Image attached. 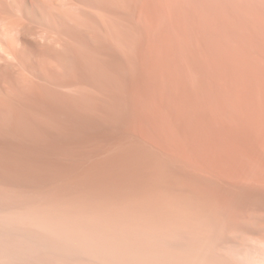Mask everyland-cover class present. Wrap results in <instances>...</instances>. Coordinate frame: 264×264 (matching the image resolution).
Listing matches in <instances>:
<instances>
[{
  "label": "bare ground",
  "instance_id": "obj_1",
  "mask_svg": "<svg viewBox=\"0 0 264 264\" xmlns=\"http://www.w3.org/2000/svg\"><path fill=\"white\" fill-rule=\"evenodd\" d=\"M0 264H264V0H0Z\"/></svg>",
  "mask_w": 264,
  "mask_h": 264
}]
</instances>
